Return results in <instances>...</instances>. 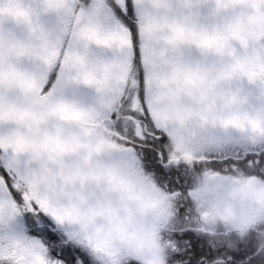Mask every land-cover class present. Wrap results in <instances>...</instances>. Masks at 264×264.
<instances>
[{"label": "snow or ice", "instance_id": "snow-or-ice-1", "mask_svg": "<svg viewBox=\"0 0 264 264\" xmlns=\"http://www.w3.org/2000/svg\"><path fill=\"white\" fill-rule=\"evenodd\" d=\"M0 264H264V0H0Z\"/></svg>", "mask_w": 264, "mask_h": 264}]
</instances>
